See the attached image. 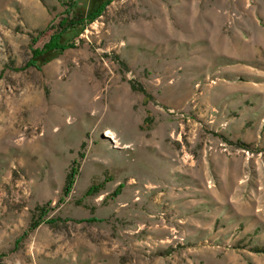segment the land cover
Segmentation results:
<instances>
[{
	"label": "rangeland",
	"instance_id": "1",
	"mask_svg": "<svg viewBox=\"0 0 264 264\" xmlns=\"http://www.w3.org/2000/svg\"><path fill=\"white\" fill-rule=\"evenodd\" d=\"M0 264H264V0H0Z\"/></svg>",
	"mask_w": 264,
	"mask_h": 264
},
{
	"label": "trees",
	"instance_id": "2",
	"mask_svg": "<svg viewBox=\"0 0 264 264\" xmlns=\"http://www.w3.org/2000/svg\"><path fill=\"white\" fill-rule=\"evenodd\" d=\"M97 15H98V14H96V16H97ZM96 16H94V17H96ZM70 29H71V28H68L67 32H69ZM67 32H65V33H67ZM65 33H64L63 35H61V36H58V37H61V38H60L61 41H62V39H63ZM55 40H56V39H54V40H52V41L49 42L48 46H46V47H48L47 49H51V51H53V50H58V51L61 50V51H62V50H64L65 48L72 46V43H73V41H69V42H63V41H62L63 44H60V42H55ZM52 57H54V56H52ZM50 58H51V56H49L48 58H46V60H49ZM76 174H77V172H76V168H74L73 171L69 174V177H68V183H67V187H66L67 192L70 191V189H71V187H72V185H73V183H74V180H75V176H76ZM44 215H46V213H44L43 216H44ZM41 220H43V217H41ZM39 223H40V221L34 223V224H33V227H35V226L38 225Z\"/></svg>",
	"mask_w": 264,
	"mask_h": 264
},
{
	"label": "bare ground",
	"instance_id": "3",
	"mask_svg": "<svg viewBox=\"0 0 264 264\" xmlns=\"http://www.w3.org/2000/svg\"><path fill=\"white\" fill-rule=\"evenodd\" d=\"M106 134H107L108 136L114 138V139L116 138L115 134H114L112 131H110V130H108V131L106 132ZM115 142H117V141H115Z\"/></svg>",
	"mask_w": 264,
	"mask_h": 264
}]
</instances>
